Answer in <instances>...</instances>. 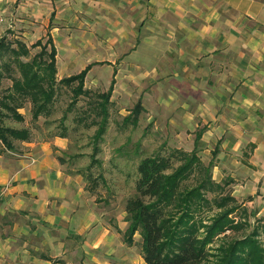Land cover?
<instances>
[{
    "label": "crops",
    "instance_id": "0c3cea01",
    "mask_svg": "<svg viewBox=\"0 0 264 264\" xmlns=\"http://www.w3.org/2000/svg\"><path fill=\"white\" fill-rule=\"evenodd\" d=\"M12 3L14 0H0V26L18 29V38L23 37L25 43L32 37L35 43L31 44L44 39L47 43L50 38L56 59L66 57L62 61L65 70H79L83 64V71L102 69L104 63L95 59L101 54L139 55L142 66L144 57L151 56L157 72L182 83L184 118L202 121L215 138L218 134L234 135L233 151L222 147L226 160L239 156L241 145L248 146L249 166L263 168V173L257 169L246 175L253 184L264 183V0H24L16 6ZM102 15L107 17L103 30L99 18ZM84 23L90 26L86 34L79 35L74 28L82 29ZM110 31L115 32V39H111ZM107 78L111 87L116 72ZM208 139L203 137L205 142ZM29 142L20 143L35 150L34 166L19 159L8 167H0V188L11 178L14 180V185L0 196V217L6 213L23 214L27 222L33 218L69 237L78 235L89 249L110 247L115 237L101 225V218L93 211L94 206L81 186L82 180L67 175L53 155L68 149L67 139L57 136L37 146ZM232 177L236 178L233 174ZM262 189L264 195V185ZM6 224L12 228L15 223ZM5 249L0 244V254ZM35 260L50 262L45 256Z\"/></svg>",
    "mask_w": 264,
    "mask_h": 264
},
{
    "label": "rangeland",
    "instance_id": "374dc122",
    "mask_svg": "<svg viewBox=\"0 0 264 264\" xmlns=\"http://www.w3.org/2000/svg\"><path fill=\"white\" fill-rule=\"evenodd\" d=\"M23 1L14 0L15 4L12 5H21ZM99 18L102 20L103 30V26L107 24V17L102 15ZM116 18L118 17H115V20ZM84 25L82 29L74 28L79 35L86 34L90 26L89 23ZM17 31L18 29H10L8 25H1L0 42L8 46L12 45L13 48L17 46L15 42H22L31 48L35 38L32 37L25 43L23 37L18 38ZM110 32L111 39H115V32ZM31 41L34 43L31 44ZM43 43L46 45V39ZM47 50L50 51L49 45ZM40 52V48H31L30 55L22 57L21 61L32 60ZM44 59H47V56ZM61 59V61L56 59L57 86L51 114L34 120L32 106L27 102L18 110L22 119L18 120L9 115L4 120V126L27 130L31 138L29 145H41L57 136L67 139L68 149L65 152H54L53 155L59 159L67 175L82 180L81 186L84 187L90 203L94 206L93 211L101 218V225L105 226L115 239L111 241L110 247L107 245L89 249L84 246L85 241L77 237L78 235L74 238L69 237L70 235L56 231L55 227L45 222H37L33 218L27 222V217L23 214L6 213L0 217V244L6 248L1 251L0 264H87L88 262L146 264L139 234L135 235L133 246L128 247L123 244L124 233L129 226L125 207L127 201L136 196L139 163L146 158L156 156L171 158L174 165L180 167L182 162L178 159L180 155H189L196 151V157L203 165H212L211 177L214 183L221 184L229 178L234 180L226 191L240 206L235 220L246 222L247 227L244 229L245 232L228 231L216 238L210 246L211 253H216L220 246L248 236L252 232V226H257L260 221L264 223L262 189L264 183L253 184L252 178L246 175L247 172L253 173L257 169L260 174L263 173L261 172L263 168L249 166L251 149L241 145L239 156H235L233 160L232 158L226 160L228 157L222 153V147L224 146L223 148L231 153L235 145L234 135L218 134L215 138L214 134L209 135L211 129L202 125V121L185 119L183 113L185 94L182 83L168 80L163 73L157 72L153 68L151 56L144 57L143 66L139 65V55L101 54L95 57L104 64L101 65L102 69L98 68L87 74L85 79L87 91L108 93L111 87L107 77L116 72L109 120L103 138L97 143L93 141V136L98 127H87L92 122V118L84 119V123L79 122L83 117L82 113L89 108L86 99L81 98L77 103H73L71 88L59 84L64 78L79 74L86 64H83L79 70H65L62 61L66 57ZM92 59L93 57L90 58ZM117 67H120L118 71ZM0 75L1 99L9 94L12 78L20 77L14 56L7 54L0 59ZM167 82H170V85ZM189 105L194 106V104ZM136 113L138 116L135 115ZM194 123H198L197 128L194 127ZM205 135L209 138L208 142L203 141ZM226 142L228 144L224 145ZM32 148L16 142L14 150L6 152L5 148L0 146V167H8L12 161L19 159L27 161L29 166H34L37 163V154ZM220 153L222 156L218 157ZM232 174L236 178L232 177ZM13 181L11 178L6 185L1 186L0 196L6 193L8 187L14 185ZM9 222L15 223L12 228L6 224ZM8 247L10 254L7 252ZM40 256L48 257L50 262L36 263L35 259L38 260ZM88 258H91V261Z\"/></svg>",
    "mask_w": 264,
    "mask_h": 264
},
{
    "label": "trees",
    "instance_id": "16d2710c",
    "mask_svg": "<svg viewBox=\"0 0 264 264\" xmlns=\"http://www.w3.org/2000/svg\"><path fill=\"white\" fill-rule=\"evenodd\" d=\"M15 43L17 46L13 48L0 42V59L7 54L14 56L20 75L12 78L9 94L0 99V145L8 151L14 150L16 142H29L31 138L27 130L5 127L4 120L9 115L21 120L18 110L27 102L32 106L34 120L49 116L57 86L56 50L52 40L49 38L46 45L43 41L32 45V49L40 48L41 52L27 62L21 58L28 57L31 48L22 42ZM88 72L89 68L60 80L59 84L71 88L73 103L86 99L89 108L79 122L92 118L87 127H98L93 136L97 143L103 138L109 120L114 83L108 93L87 91ZM196 153L181 154L180 167L171 158L159 156L139 163L136 196L125 207L129 226L124 243L133 246L134 237L139 234L146 264H264L263 221L252 226L248 236L211 253L210 246L216 238L228 231L245 232L247 226L246 222L235 220L240 206L226 191L232 182L214 183L212 165H203Z\"/></svg>",
    "mask_w": 264,
    "mask_h": 264
}]
</instances>
